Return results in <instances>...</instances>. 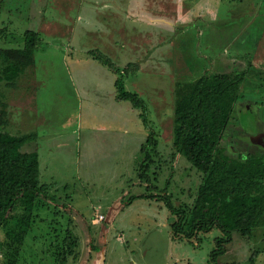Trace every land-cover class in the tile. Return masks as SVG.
I'll return each mask as SVG.
<instances>
[{
	"label": "rangeland",
	"instance_id": "rangeland-1",
	"mask_svg": "<svg viewBox=\"0 0 264 264\" xmlns=\"http://www.w3.org/2000/svg\"><path fill=\"white\" fill-rule=\"evenodd\" d=\"M163 4L160 21L148 19L147 6L162 14ZM122 24L127 43L111 44ZM139 29L154 40L133 37ZM25 30L39 46L14 82L0 80L1 130L28 136L21 151L37 152L45 193L18 264H63V255L65 264H210L221 232L172 238L173 216L148 195L166 193L173 206L195 196L201 173L172 147L173 86L203 72L245 71L220 146L264 157V0H0V48L21 46ZM116 79L145 103L148 128L116 97ZM149 131L156 142L140 179ZM217 264H264V224L248 239L233 233Z\"/></svg>",
	"mask_w": 264,
	"mask_h": 264
},
{
	"label": "trees",
	"instance_id": "trees-1",
	"mask_svg": "<svg viewBox=\"0 0 264 264\" xmlns=\"http://www.w3.org/2000/svg\"><path fill=\"white\" fill-rule=\"evenodd\" d=\"M38 46V32L25 30L21 46L0 48V80L11 83L22 75L32 65V55ZM245 76L244 70L203 72L193 80L174 83L172 147L201 173V181L189 205L173 206L166 193L148 195L162 198L173 216L172 238L191 239L212 229L221 232L214 239L210 264H217L233 233L248 239L264 224V157L253 154L230 157L220 146V139L233 118L235 102L245 98L242 85ZM115 87L116 97L138 109L143 126L148 128L145 103L135 93L123 90L121 80H115ZM0 107V231L3 234L0 249L6 254L2 264H18L21 245L32 223L33 208L44 195L45 185L38 180L37 152L21 151L28 136L2 132L5 104L0 103ZM152 134L149 131L140 147L143 154L137 168L140 179L146 177L150 152L155 147ZM67 256L70 257L63 255V264Z\"/></svg>",
	"mask_w": 264,
	"mask_h": 264
},
{
	"label": "crops",
	"instance_id": "crops-1",
	"mask_svg": "<svg viewBox=\"0 0 264 264\" xmlns=\"http://www.w3.org/2000/svg\"><path fill=\"white\" fill-rule=\"evenodd\" d=\"M168 8H169V6L168 7H166L165 6V4H163V7H162V9H161V7L159 6L158 8H157V10H161V13L162 14H159L158 12H154L153 10H151L152 8H149L148 6H147V11H146V13L147 14H149L150 16L148 17V19H152L153 21L154 20H158V21H160L159 20V18L161 17V16H164L165 14H164V11H167L168 10ZM146 8H144L143 9V11L145 10ZM152 11V12H151ZM157 13V14H156ZM147 14H143V16H145V15H147ZM141 15H137L136 17L138 18V17H140ZM135 16H131V14H129V15H127V14H125V18H134ZM142 17V16H141ZM154 17H155V19H154ZM169 17V16H168ZM168 19V18H167ZM161 22H163V21H161ZM134 30V29H133ZM127 33L128 34V30L123 26V24L119 27V28H117L116 29V32H114V34L113 35H118L119 37L118 38H116V39H111V44H114V45H118V43H120L121 44V46H123V43L125 42V43H127V41H126V39L123 37L124 35V33ZM140 31V29L139 30H135V34H134V36L133 37H140L139 35H143V36H141L140 37V39H142V41H152V40H154V39H152L148 34H147V32L145 31V32H141ZM129 35H132V33H130ZM131 42H133V38L131 37ZM161 39V38H160ZM160 39H157L158 41H160ZM135 40H137V39H135ZM134 40V41H135ZM138 41V40H137ZM138 43H142V42H139L138 41ZM142 44H144V43H142ZM96 263H97V260H96Z\"/></svg>",
	"mask_w": 264,
	"mask_h": 264
},
{
	"label": "built area",
	"instance_id": "built-area-1",
	"mask_svg": "<svg viewBox=\"0 0 264 264\" xmlns=\"http://www.w3.org/2000/svg\"><path fill=\"white\" fill-rule=\"evenodd\" d=\"M96 219L97 220H95V221H101V220H103V216L102 215H98Z\"/></svg>",
	"mask_w": 264,
	"mask_h": 264
}]
</instances>
